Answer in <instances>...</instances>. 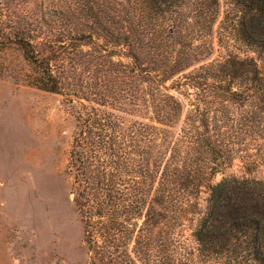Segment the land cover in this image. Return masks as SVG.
Segmentation results:
<instances>
[{
  "label": "trees",
  "instance_id": "16d2710c",
  "mask_svg": "<svg viewBox=\"0 0 264 264\" xmlns=\"http://www.w3.org/2000/svg\"><path fill=\"white\" fill-rule=\"evenodd\" d=\"M57 6L53 26H7L0 11V44L19 47L32 84L75 85L68 60L94 41L92 21L129 59L119 80L133 85L130 110L105 108L99 91L101 108L75 114L66 173L86 264H264V0ZM235 161L241 175L215 182Z\"/></svg>",
  "mask_w": 264,
  "mask_h": 264
},
{
  "label": "rangeland",
  "instance_id": "374dc122",
  "mask_svg": "<svg viewBox=\"0 0 264 264\" xmlns=\"http://www.w3.org/2000/svg\"><path fill=\"white\" fill-rule=\"evenodd\" d=\"M57 3L0 0V11L7 26L40 22L43 16L53 26ZM87 24L101 48L92 42L83 48L84 54H70L67 70L75 85L61 94L33 85L36 74L19 47L0 44V264H86L83 227L66 173L75 114L82 106L101 108L90 101L99 91L109 96L105 108L130 110L133 91L129 80L126 86L119 80V62L128 64L129 59L120 47L99 37L103 34L92 21ZM215 50L214 56L222 54L217 46ZM241 165L235 161L214 181L240 176ZM255 175H264V167ZM184 243L196 247L188 225Z\"/></svg>",
  "mask_w": 264,
  "mask_h": 264
},
{
  "label": "bare ground",
  "instance_id": "6f19581e",
  "mask_svg": "<svg viewBox=\"0 0 264 264\" xmlns=\"http://www.w3.org/2000/svg\"><path fill=\"white\" fill-rule=\"evenodd\" d=\"M26 235V234H25Z\"/></svg>",
  "mask_w": 264,
  "mask_h": 264
}]
</instances>
